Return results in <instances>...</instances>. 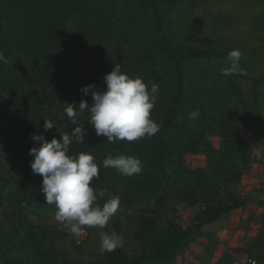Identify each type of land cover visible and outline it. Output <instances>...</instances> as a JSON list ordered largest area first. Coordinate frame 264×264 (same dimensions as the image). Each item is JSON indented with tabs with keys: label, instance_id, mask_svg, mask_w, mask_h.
I'll use <instances>...</instances> for the list:
<instances>
[{
	"label": "rangeland",
	"instance_id": "rangeland-1",
	"mask_svg": "<svg viewBox=\"0 0 264 264\" xmlns=\"http://www.w3.org/2000/svg\"><path fill=\"white\" fill-rule=\"evenodd\" d=\"M0 14V50L8 60L0 64V264H62L66 259L120 264V248L129 256H149L169 244L157 231L166 225L154 214L156 208L168 215L167 206L139 205L140 236L132 235L135 218L120 225L119 207L102 231L117 232L125 244L101 254L100 229L88 228L80 238L60 230L55 206L45 203L42 177L30 168L29 149L39 145L32 135L50 141L70 134L75 125L64 112L66 103L78 107L83 99L91 104V92L80 89L93 84L94 91L106 90L103 77L117 63L129 77L142 78L149 91L150 81L158 84L151 118L159 126L177 88L179 95L162 138L154 137L131 155L138 141L108 143L87 123V111L78 115L77 124L87 130L85 143L74 141L68 154L95 158L94 189H107L121 204L126 179L145 177L143 167L152 161L166 168L210 170L220 181L239 171L241 180L226 185V195L244 196L245 203L244 192L251 187L264 198V0H0ZM234 49L242 53L240 68L246 75L224 76ZM194 51L203 53L182 59L177 70L176 56ZM197 110L199 117L189 119ZM44 119L55 124L47 132ZM109 154L138 158L141 173L128 177L104 168ZM196 208L178 206L180 226L190 225ZM191 234L190 242L212 240V252L202 255L200 264H232L239 256L264 264V253L252 256L248 247L238 246L220 252L215 233Z\"/></svg>",
	"mask_w": 264,
	"mask_h": 264
},
{
	"label": "clouds",
	"instance_id": "clouds-1",
	"mask_svg": "<svg viewBox=\"0 0 264 264\" xmlns=\"http://www.w3.org/2000/svg\"><path fill=\"white\" fill-rule=\"evenodd\" d=\"M6 27V25H4ZM242 53L238 49L231 50L227 55L229 66L222 69L221 74L230 76L246 75L240 68ZM8 60L3 50H0V64ZM106 85L104 91H94V85L83 86L80 91L85 95L91 92V104L81 100L78 107L66 103L65 114L75 125L71 133L60 134V139L53 137L46 140L42 134H33L31 139L39 142L38 146L29 149L33 157L30 168L34 174L42 177L41 191L45 203L56 208L54 219L73 237L87 235L86 229H100L99 252L110 253L123 247L125 240L115 231H102L120 207V198L108 193L107 189H94L91 182L99 177V166L89 153L69 155V146L85 143L87 130L83 124H77L78 115L85 111L89 113L88 124L94 129L97 137L103 136L106 142L124 141L137 142L151 138L159 131V125L151 118V110L155 107L156 93L159 86L150 81L151 89L142 78H131L121 71V65L115 64L112 70L103 77ZM199 117V111L189 113V119ZM55 126L52 120L44 119L45 132ZM104 168H112L122 176L138 175L142 171L141 161L133 156L109 154L103 161ZM108 196L101 205L98 199ZM80 242L79 239L76 241ZM255 264V262H253Z\"/></svg>",
	"mask_w": 264,
	"mask_h": 264
},
{
	"label": "trees",
	"instance_id": "trees-1",
	"mask_svg": "<svg viewBox=\"0 0 264 264\" xmlns=\"http://www.w3.org/2000/svg\"><path fill=\"white\" fill-rule=\"evenodd\" d=\"M2 17L0 14V28ZM202 51H194L178 55L175 58L176 69L179 70L182 59L191 56L199 57ZM168 55L170 53L168 52ZM179 95L178 88L174 95L172 105L163 119L159 131L151 138H145L138 141L129 150L130 155L138 148H142L151 143L152 139H161L167 131L174 115L173 105L177 102ZM160 173L161 176H157ZM160 171V172H159ZM145 177L142 179H126L123 184L124 190L121 193L120 204V225L128 218H135L137 226L132 235L140 236L138 230L140 221L143 220V214L138 211L140 204H148L154 207H165L168 209V215L163 210L155 208V219L162 218L166 228L157 230L162 233L164 238L168 239L169 244L159 247L157 252L149 256H144V252L133 255H127L120 248V264H172L178 252L183 250L193 236L191 231L200 230L203 225L210 224L232 210L239 208L245 201L244 196L226 195L227 186L238 184L242 174L239 171L234 172L230 180H219L213 177L210 170H191L184 165L176 166H157L155 162H148L143 167ZM229 191V190H228ZM151 203V204H149ZM197 207L190 225L183 228L178 223V206ZM139 212V213H138ZM67 252L64 250V253ZM264 253V215L262 223L258 228L253 245L248 247V254L252 256H262ZM253 258L251 256H248ZM254 259V258H253ZM62 264H104L98 260H62Z\"/></svg>",
	"mask_w": 264,
	"mask_h": 264
},
{
	"label": "crops",
	"instance_id": "crops-1",
	"mask_svg": "<svg viewBox=\"0 0 264 264\" xmlns=\"http://www.w3.org/2000/svg\"><path fill=\"white\" fill-rule=\"evenodd\" d=\"M244 195L247 198L242 207L200 228V231L204 233L216 234L215 236L220 240L218 245L220 252L226 246L250 247L254 243L264 215V198L262 195L254 194L251 187L246 188ZM212 249L210 237L200 238L190 242L178 252L172 264H200L202 255L211 254Z\"/></svg>",
	"mask_w": 264,
	"mask_h": 264
},
{
	"label": "built area",
	"instance_id": "built-area-1",
	"mask_svg": "<svg viewBox=\"0 0 264 264\" xmlns=\"http://www.w3.org/2000/svg\"><path fill=\"white\" fill-rule=\"evenodd\" d=\"M253 262H255V264H257V261L255 259L250 258L248 256H244V257L235 258L232 261V264H253Z\"/></svg>",
	"mask_w": 264,
	"mask_h": 264
}]
</instances>
